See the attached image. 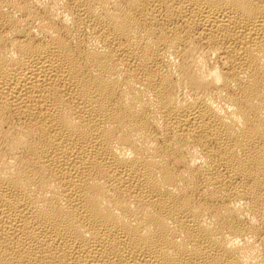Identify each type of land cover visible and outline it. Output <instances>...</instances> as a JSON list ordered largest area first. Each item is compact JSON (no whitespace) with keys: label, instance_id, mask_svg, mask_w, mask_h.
I'll return each instance as SVG.
<instances>
[{"label":"bare ground","instance_id":"obj_1","mask_svg":"<svg viewBox=\"0 0 264 264\" xmlns=\"http://www.w3.org/2000/svg\"><path fill=\"white\" fill-rule=\"evenodd\" d=\"M0 264H264V0H0Z\"/></svg>","mask_w":264,"mask_h":264}]
</instances>
